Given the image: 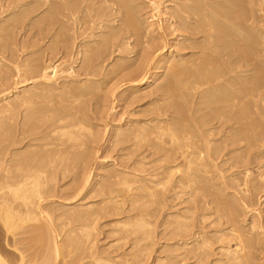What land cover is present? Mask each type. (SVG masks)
Returning <instances> with one entry per match:
<instances>
[{
  "label": "rangeland",
  "instance_id": "rangeland-1",
  "mask_svg": "<svg viewBox=\"0 0 264 264\" xmlns=\"http://www.w3.org/2000/svg\"><path fill=\"white\" fill-rule=\"evenodd\" d=\"M12 1L14 2V4H17L18 6L20 5L18 8H14V10L16 11L20 9H24V8L26 9L27 7H33V6L35 7L38 6V7L30 15L27 16L26 20L22 24H20V26L18 25V26L13 27V29L12 28L7 29L6 27L9 22L8 23L6 22L10 20L13 14V9L8 8L7 5L9 3L11 4ZM30 1L32 0H18V1L17 0H0V26H2L0 28V106L4 108L5 105H7V103L8 104L11 103L9 106L13 107L14 109L18 108L16 109L18 112V116L16 117V119L20 122L19 123L20 125H21L20 120L25 114H28L29 116L31 115L32 117L28 116L29 122L31 123L30 126L33 125L32 122H34V125L36 126L33 125L35 128V129L33 128L34 130L28 127L30 129V135L28 139L30 138L29 140H33L35 136L38 137L41 135L42 137L43 134H46L42 137L43 139L42 141L45 144L49 143L50 145L49 146L47 145L48 147L47 146L42 147L44 143L41 141V139H39L41 142L39 140L37 141V139L33 140V142L37 144V145L32 146L34 148L27 147V146L22 147L23 144L21 146L11 145L9 143L11 142L10 134L11 135L13 134V131L15 130L14 127L17 126L16 120L14 121L11 119V116H12V113H11L12 108H11L8 112H3V114L0 113V151H1L0 160L7 161L5 163L7 165L3 164L2 168H4V166L5 167L8 166L6 167L8 171H12L13 167H11L12 166L11 161L9 162V160H11L10 158L13 157L12 152L13 154H15L20 149L18 153H16V154H20L19 152L23 153L26 150L28 151V148H29V150L31 149L35 151V154H37L36 160L34 161L33 164H37L41 166L42 168H46V172L44 176L46 179L45 190L47 193H45L44 196L48 197L47 198L48 202L47 201L46 202L48 206H50L49 207L51 209L50 212L52 213L51 217H53L55 224L58 225V227H60L61 225L63 226L61 228V231L59 230L60 235H58V239H59L58 242H60L62 246L60 245L61 252L57 258L58 260L56 259L57 264H72L74 260H75L74 262L77 261L78 264H82L84 262L90 261V258H92L93 256L94 258L98 257V259L102 260L104 263H108L106 261H109L110 264H120V263L123 264L124 262H126V260L127 262L124 264H135V263L138 264L137 260L140 261V262L138 261L140 264H162V263L169 264L170 262L172 264H189L188 261L185 262V260L181 259L182 256H180L181 258L179 256L178 257L176 256L180 253H183V250L177 248V246L176 247L173 246L174 240L170 237V232L173 229H175V225H176L175 220H174L175 215L177 213H181V211L183 212V209H185L186 207L185 205L188 206V204L185 202H184L185 204L183 203L179 204L180 200L181 199L186 200L188 197L199 199L202 196V193H204L203 195L207 197L205 200H208L209 198H210L209 200L213 199L212 204L209 205L210 207L207 206L206 207L207 210H204V211L208 213L210 209H211L210 212L218 209V211L220 210L219 211L220 213L218 214L224 215V213H226L225 212L226 210H224L222 207L223 202L221 199L224 198L227 194L232 193L234 189L239 191L241 187L244 188L241 182L245 178V177L243 178L245 174L244 173L242 174V172L243 170L245 172L246 169H248L249 171V173L246 172L249 174L246 177L247 179L248 178L252 179L250 181H252L251 183H253L252 184L253 186L255 185L254 188L256 189V193L258 194L257 190L261 192L258 194L259 200H257L258 203L255 204L256 206L254 207L249 206L248 209L247 208L244 209L245 211L243 213H242L243 211V208H242V211H240L242 215L240 219L244 218L247 224V223H250L251 220H253V218L257 219L256 216L258 215L261 216V218H262V215L264 216V142H263L264 140L261 141L262 137L264 138V135H263L264 134V118H263L264 116H260V114H256V113L250 114L248 116V120L249 119L250 120L249 121L247 120L249 122L247 124V127L237 125L236 130H235L236 132L240 130L239 132H241L242 135L249 136V139H250L249 142H251L254 145H252L251 143L245 142L244 140H242L243 142L238 143V145L236 146V149L238 152L235 151L236 155L234 152L233 156L234 155L235 156L232 157V159L234 160L232 159H230V161L228 160L229 161V162L227 161L228 164H225V162L224 164L223 162H220L216 168H213V171L215 170L213 175L211 174L210 176H207V177L203 176L202 177L203 179L201 178V180L200 179L198 180L199 182L197 181L199 185L196 183L194 184V186L196 187L194 186L193 188L191 187L192 189L201 187L202 188V189L200 188L201 190L195 189L194 190L195 192H194L191 188L190 189L185 188V190L184 188L183 189L176 188V189H173V191L171 192L169 191L171 188L169 183L165 184V186L167 187L169 186V187L168 189H166L167 187H164V189H166V191L163 190L164 193H162L163 191H161V188L159 187H158L159 189L156 188V191L160 190L158 192L160 195L161 193L163 194L161 195L162 197L159 195L160 198L157 196L160 200V203L156 197H153L150 199L146 191H142V190L140 191L136 189V187L141 184L140 183L142 181L141 179L144 178L142 183H145L144 181H146V184H147L149 180H156L157 178L159 180L162 179L164 177V174L166 173L165 169H163L166 162L164 164V159L161 156L162 153L154 152L155 149L154 148L152 149V147L154 146L153 140L151 141V139L150 140L148 139L145 142H142V144H140L137 149L135 147L132 148V145L134 144L132 141H127L126 143L125 142L119 143V145H117L118 143L113 142V140L114 141L116 140V137L115 139L112 138L114 133L116 134V132L118 133L121 130L134 126L135 122L136 123L140 122V124L141 122H143L144 124H147L146 122H148L147 120H149L151 124L154 122L153 123L154 125L155 123H159L163 120L162 121L163 123L161 122L163 126L164 123L166 125V120H167L169 125L172 124L171 127L173 125H176V123L187 125V121L179 119L177 114H175L174 112L175 110L176 111L178 110V106H180L182 108V111H184V107H182L183 106L182 102H184L183 96L185 93V89L183 86L185 84V80L188 76L189 71H191L194 68V65L199 61V60L196 61V59H198V56L200 55V53L197 49L195 48L192 49V47L183 48V44H185L186 42H188L186 43L187 45L200 43L202 41L201 40L203 36L202 34L200 33H198L200 35L193 34L196 37L194 36L191 37L192 36L191 35L189 36L191 37L190 38L191 40L186 41V42L179 41V43H177L173 47L174 50L172 54L167 56V58L169 57L168 59L170 61V60H174L173 59V55H174V57L176 56L175 60H178L179 62L177 64L175 63V66L173 64L172 67H171V63L162 64V67L158 70L159 72L156 75L155 80L149 86H144L139 90L133 91L132 93L131 92L127 93L125 92V89H127L126 87H128L129 84L126 83V80H129L130 78L129 81H132L136 79L134 77H137V74L139 71V64L141 62L140 58L142 60V54H143L142 52L143 49L141 47H143L144 44L142 45V42L145 43L147 41V38L149 37L147 34H143L141 35V37L140 35L138 36L133 35V36H129L128 38H126L127 40L124 39L122 42H128L130 46L122 50L125 52L123 53V52H120L119 50L117 51L115 47L110 46V43H108L107 44L108 46L106 45V47L103 46L105 45V42L110 38V36H108L107 34L104 37H106V39L107 37L109 38L104 42L102 41V39L98 38L97 34H99L100 30H103V29L98 30L99 32L97 34L92 35L91 37L89 36L92 32L91 31L92 23L90 19L92 18V15H94V12L95 11L98 12V9H100L98 13L99 15L101 14V18L103 17L104 19L103 15L105 14V11L106 13H108L112 8H114L112 3L109 5V2H108L105 5V3L98 2L96 0H88V2L87 0H41V1L38 0V2H35V3L31 2L32 3L31 4L29 3ZM151 1H154V0H136V1L134 0L133 2L135 7H137L136 9L138 10V12L136 9H135L136 11L135 10L132 11V17L135 15L133 18L135 20L137 19L138 22L139 20L140 22H142L140 24H141V27L143 26L144 30L146 29L145 26H148L149 24H153L154 26H156V24L159 23L161 19L163 23H165L166 19H169V21L171 20L173 21L174 19L176 20V18L173 15H175L176 12H178V11H174L175 9H177V6H175V4L172 1L168 0L166 2H163V0H160V1L155 0V2L157 1V3L160 2L159 9H153L151 6L152 5ZM11 6H13V4H11ZM68 8H70V10ZM73 14L75 15L74 17H73ZM153 15L155 16L153 17ZM157 16L159 20L157 19ZM144 23L145 25H143ZM115 24L116 25L120 24V21L117 20ZM109 30L110 29L105 28L103 31L109 32ZM172 36H169L170 40ZM195 38H198V39L200 38V39L197 40ZM53 43L54 45L52 46ZM81 45L83 46V48ZM88 45H93V46L95 45V47L99 46L98 48L99 50L97 52L96 58L93 60V63L86 62V58L84 57L85 56V53H83L85 49L84 47ZM102 46L104 48H102ZM126 51H128L129 54H127ZM84 62L86 64H84ZM34 66L37 72L42 71L48 77L51 78L50 84L53 86V88H57V87L58 88L57 90L55 89L56 92L54 90L53 92L54 95L52 93L51 96L48 97L50 100H52L51 102L49 101L47 97H45V99L44 98H36V99L33 98L32 102L30 103V107L29 105H27V107L30 108V112H29V109L26 108L25 106H23L19 110V107L21 106H19V104L15 101L18 99H21V97L26 98L27 93L25 92H28V97H29L30 96L29 94L35 91V89L31 87V86H34L35 83L34 81L29 80V81H26V82L24 81L22 83H18L17 85H14L13 82L23 81V77H24L22 76L23 71L24 70L28 71L29 69L31 70ZM90 70L93 71L92 74L90 73L88 74V71ZM131 77L133 78L131 79ZM35 82L36 83L40 82V79H38V81L35 80ZM80 83L82 85H80ZM95 87H97L98 90L97 88L94 89ZM27 88H30V89H27ZM154 88L159 90V91H156L157 92L155 93L156 95L147 94L149 99L145 97L146 96L145 94L149 93L150 90L152 89H153L152 91H154ZM36 91L38 92V90ZM180 92L181 93L183 92L182 94L183 96H180L181 95ZM124 93H125V97H124ZM157 94L160 96H158ZM16 95L17 96L20 95L18 96V99ZM142 96L144 97L142 98ZM149 96L150 97L153 96L151 98L153 101L150 99ZM46 98L48 99V101ZM134 98L135 99L138 98V101L137 99L134 100ZM140 98L142 99L140 100ZM34 99H35V102H34ZM73 99H76V102ZM112 99L114 102V106L112 105L113 104ZM180 100H182V102ZM255 100L257 101V105L261 104L264 106L263 104L264 101H260L259 99H255ZM47 102H50L49 105ZM32 104H33V107H31ZM170 104L172 108L170 107ZM175 104H178V105L176 106ZM41 106L42 107L45 106L46 108H42ZM162 107H163V110H165L166 112L162 110ZM25 108L28 109V113L23 111V110H26ZM35 108L37 111H35ZM43 109H45V111ZM172 110H173V114H171ZM33 111H35V113ZM39 111H42V112H39ZM37 112H39L38 115H37ZM157 115H160L158 116L160 117V119L157 118ZM64 117H65V120L61 121L58 124V127H61V126L63 127L71 123L72 124L76 123L77 121H82L84 122L83 123L84 125L86 123V125L90 126L91 130L93 128L94 132L93 130L92 132L94 134L97 133L95 134V138L96 137L98 138V135L101 136L100 138L96 139V140H99L98 142L100 143L98 144L90 143L88 139H86L87 134L84 130L78 131L77 129L75 130L76 131L75 132L73 129L71 130L72 134L74 135L83 134V135L80 136V138L74 143V144L76 143L78 144L74 145L73 148H68L67 146L73 142L72 140H69V142L66 141L68 139V136H67L68 134L66 136L62 132H56L52 134L50 132L52 129L48 128L46 130L44 126L46 125V127H48L53 122V120H56L57 118L64 119ZM34 118L36 121L34 120ZM162 118H164L165 120ZM175 118L176 120H180V121H176ZM38 120H40L41 122H39ZM183 121L185 122L183 123ZM150 123L149 125H151ZM20 125L16 127V129L17 128L20 129ZM239 127L240 128L242 127V128L240 129ZM37 128H38V131H37ZM237 128H239V130H237ZM116 129L118 131H116ZM108 138L110 140H108ZM257 139H259L260 141L259 140L257 141ZM64 141L65 143L67 142L66 145L62 144L61 146L60 144L59 146V143H64ZM83 141H84V145L82 149L80 144L83 143ZM33 142L31 141L30 143H32L33 145L34 144ZM260 142L262 143V146ZM248 144H250L251 146L250 148ZM77 145L78 147L79 146L80 147L79 148L75 147ZM147 145L149 149L147 148ZM91 146H92V149H91ZM16 147H20V148L16 150L15 149ZM57 147L60 149H58ZM22 148L26 150L23 151ZM133 149H136V151L135 150L133 151ZM47 152H49L48 156H46ZM64 152L65 154H63ZM128 152L130 153L128 154ZM55 153H57V156H56L57 158L53 157L55 156ZM85 154H89V156L91 154L92 158L91 157L90 158L92 160L90 158L89 160H90L91 166L93 167H91L92 171H91V176H89L90 178L88 182V188L83 192L82 195L76 196V192H74V187L76 186L75 184H77L78 180H80L83 177L81 175L82 173L79 174L80 173L79 171H82L80 168L81 167L80 159L84 157ZM247 155L251 163L249 161L241 162V160H239L242 157L247 156ZM52 157H53L52 160H54L52 162L53 164H48V161H50ZM251 157L252 159L250 160ZM47 159L49 160L47 161ZM137 161L140 163V165L136 164ZM234 164H238V165L235 166ZM239 164L241 165L239 166ZM246 164H248V167ZM245 166L246 168H244ZM64 167H67V168L65 169ZM239 167L240 168L242 167L241 170ZM2 168L0 169L1 170L0 175L2 173ZM55 168L57 171H55ZM60 170L62 171L65 170V171L62 172ZM221 170H223V172ZM239 171L240 172L242 171V172L239 173ZM60 172L64 174L62 175ZM116 172H118L119 174ZM123 172L125 174H122ZM115 174L117 176H114ZM126 174L130 176H126ZM124 175H125V178L127 177L128 178L124 179ZM210 177L212 178V180H210L211 179ZM221 178L224 180H222ZM124 180H126L129 184L126 183V181ZM131 180L133 182H131ZM220 182L221 183L224 182L227 184V189H225L227 192L226 191L223 192L221 191V189H217V187H212L213 184L215 185L221 184ZM124 183L127 185H130V184L132 185V186L130 185V187L132 188L131 192H128L126 190V185ZM149 183H148V186H151L152 184L151 183L149 184ZM229 183L231 186H229ZM236 183L240 184L241 187H238V186L236 187L237 185ZM209 185L211 186L212 189L210 188ZM233 187H234L233 190H229V189H232ZM212 190H214V192L216 193H214ZM216 190H219L220 193L219 191L217 192ZM183 191L184 193L182 194ZM185 191L186 192L191 191V193L185 194ZM209 191L211 192L209 193ZM109 193H110V196H108L107 198V195ZM173 193L174 194L177 193L180 200L178 198L175 199V197L177 196H175ZM129 194H131L132 197H129L131 196ZM257 194H255L256 198L258 196ZM136 195H138L137 199H136ZM144 195L145 196L147 195V197H145ZM218 197H219V200H218ZM104 198L105 199L107 198L108 200L105 201ZM130 200L132 201L130 202ZM137 200L139 203L135 202V203H138L135 205L133 201H137ZM162 202L165 204H163ZM213 205L216 207H213ZM141 207H143V209ZM250 208L252 210H250ZM221 211H223V213H221ZM83 213L87 217L90 215L91 216L90 218H92V220L94 219L93 227L86 229L88 232H90V236L88 240L86 241L83 240L82 238L86 230L85 229L82 230V229L74 227L75 225L79 226V225H82V223L83 224L87 223V222L85 223L80 220H76L77 215L80 216ZM138 213L149 214L147 217L144 216L145 217L144 219L148 222L150 221L151 226H142L141 224H139L136 220L137 218L135 217ZM150 214H152V216ZM216 216L217 215L215 216L213 215V217H211L210 220L216 219L217 218ZM259 216L258 218H260ZM172 221H174L173 222L174 225L172 224ZM263 221H264V218H263ZM262 226L264 227V223L262 224ZM26 229L27 228H24L23 230L25 231ZM213 229L214 227L212 225L211 227H208L205 230L211 231ZM133 230L134 232H131ZM17 231L19 232L18 234H16L17 238H15V236L13 237L10 233L6 235L7 238H4L5 234L0 228V243H1L0 248L2 245L5 246L4 249H7L9 251L7 252V254L9 253L8 255L17 254L22 251L21 253L26 257L25 259L27 260H30L32 255H35L34 256L35 258L36 256L37 257L40 256L39 257L40 260L39 261L36 260V263L38 262L39 264H41L44 261L43 258H44V255H46L45 252L47 251L48 253L47 261L48 262L46 264H50V263L55 264L56 260L54 258V253L51 248L47 235H45L46 236V242H45V236L43 238L42 234H41L42 237L39 236L40 232L37 233V231H41V230L35 229L34 232H32L33 230H31L28 234L21 233L22 232L21 229L20 230L17 229ZM45 231L47 234L48 229H46ZM148 231L150 235L149 233H147ZM131 233L133 234L131 235ZM210 234L214 236L213 232L209 233V235ZM24 236H28V238L27 240L23 241L22 237ZM11 237H13L14 241L12 240ZM262 237H264L263 234H262ZM14 238L16 240L17 239L19 240L16 241ZM261 241H260L261 244H259L258 246L259 248L254 250L256 253L253 251L254 255L250 254L251 264H264V257H263L264 256V250H263L264 240H261ZM213 243L215 244L214 241ZM213 243H212V248H216L218 244L214 245ZM7 244L10 245V247L9 246L7 247ZM13 244L16 245L17 247V251L16 249L14 250L16 253H14L13 251L14 249L12 248ZM88 245H90L91 248L89 249L86 248ZM3 246L1 248L2 250H3ZM177 251H179L180 253L173 254L174 252H177ZM5 253L0 252V254L2 255L1 257L7 260L9 256L8 255L6 256ZM89 254L92 257H89ZM82 258L84 259L82 260ZM173 259H174V262H172ZM40 261L42 262L40 263ZM182 261H184V263Z\"/></svg>",
  "mask_w": 264,
  "mask_h": 264
},
{
  "label": "bare ground",
  "instance_id": "bare-ground-1",
  "mask_svg": "<svg viewBox=\"0 0 264 264\" xmlns=\"http://www.w3.org/2000/svg\"><path fill=\"white\" fill-rule=\"evenodd\" d=\"M96 1L105 3V5H106V3L109 2V5L112 3L114 6V8H112V6H111L112 9L109 12L107 11L108 13H106V11H105V14L103 15L104 19H103V17L101 18V14L99 15V13H98L100 9H98V12L95 11L94 15H92V18L90 19L91 23H92V28H91L92 32H91V34L88 33V34H90L89 35L90 37L92 35L97 34L99 32L98 30H100V29H103V30L105 28L110 29L109 32H107L108 30L106 32L103 30H100L99 34H97L98 38L102 39L103 42L109 38V37H107V39H106V37H104L106 34L108 36H110V38L105 42V45H103L104 47H106V45L108 43H110V46L115 47L117 49V51L119 50L120 52L125 53L122 50L128 48V46H130V45L128 42H122L124 39L128 38L129 36H133V35H137V36L140 35V37H141V35L147 34L149 36L145 43L142 42V45L144 44L143 47H141L143 49L142 60L140 58L141 62H140V64L138 63L139 64V71H138L137 77L133 76L136 79L129 81L130 78L128 77L129 80H126V83L129 84V86L126 87L127 89H125V92H127V93H129V92L132 93L133 91L139 90L144 86H149L155 80V77L159 72L158 70L162 67V64L171 63V67L173 66V64L175 66V63L177 64L179 62L178 60H175L176 56L174 57V55H173L174 60H170V61L168 59L169 57L167 58V56L172 54V52L174 50L173 47L177 43H179V41H185V42L189 41V40H191L190 39L191 37H193V36L196 37L193 34L200 33L203 35L201 38L202 41L200 43L194 42L195 44H192L193 43L192 42L191 43L192 45H187L186 43H188V42H186L185 44H183V48L184 47H190V48L192 47V49L195 48L200 53V55L198 56V59H196V61H198V60L199 61L194 65V68L191 71H189L188 76L186 78V80L188 79L187 82L185 80V84L183 83L184 84L183 87L185 89L184 96L182 95L183 92L182 93L180 92V94H181L180 96H183V98H184L183 99L184 102H182V100H180L183 103L182 107H184V111H182V108L180 106H178L177 111L173 108L175 110L174 113L177 114L179 119L187 121V125H183L181 123L180 124L176 123V125H173L171 127L172 124L169 125L167 120H166V125L164 123L163 126L161 124V122L163 120L161 122H159L160 121L159 120L158 121L159 123H155L154 125H153L154 122L151 124L149 122V120H147V121L151 125H149V123L146 121H144V122H146L147 124H144L143 122H141V124H140V122L137 121L138 123L135 122L134 126L127 128V129H124V130H121L118 133L116 132V134L114 133V135L112 134L113 135L112 138L115 139V137H116V140L115 141L113 140V142L118 143L117 145H119V143H123V142L126 143L127 141H132L134 143L132 145V148L135 147L136 149L139 147L140 144H142V142H145L148 139L149 140L151 139V141L153 140L154 146L152 147V149L153 148L155 149L154 152H161L162 153L161 156L164 159V164L166 162V164L163 168V169H165L166 173L165 174L163 173L164 177L160 180L158 178H157L158 180L157 179L156 180H149V182L152 184L151 186H148V183H149L148 181H147L148 182L147 184H146V181H144L145 183H142L144 178L141 179L142 180L140 182L141 184L139 183L140 185L137 186L136 189L140 190V191L141 190L146 191L150 199L153 197H156L160 203V200H159L160 194L158 193L160 190L156 191V188L157 189L161 188V191H163V190L166 191V189H168V187H169V186L168 187L165 186V184H167V183H169V185L171 187L169 190L171 192L173 191V189H176V188H179V189L184 188V190H185V188H187V189H190L191 187L193 188L194 184H196L199 179L201 180V178L203 176L207 177V176H210L211 174L213 175V173L215 171V170L213 171V168H216L220 162H223V164H224V162H225V164H228L227 161L228 160L230 161V159H232V157H234L236 155V152H238L236 149V146L238 145V143L243 142L242 140H244L245 142L251 143V142H249V140H250L249 136L242 135V133L239 132L240 127L237 128V130H239L238 132H236L235 130H236L237 125L247 127V124L249 123L248 121L250 120V119L248 120V116L252 113H256V114H260V116H264V106L261 104L257 105V101L255 100V99H259L260 101H264V0H169V1H172L175 4V6H177L178 10L175 9L174 11H178V12H176V14L173 15L176 18V20L174 19L173 21L172 20L169 21V19H166L165 23H163L162 19H161L160 20L161 23H160V21L157 24L154 23V24H156V26H154L153 24H149V25L147 24L148 26H145L146 27L145 30L143 29V26L141 27L140 23H142V22H140V20L138 22L137 19L135 20L133 18L135 15L132 17V11H134L137 8V7H135V5L133 3L134 0H96ZM166 1H168V0H163V2H166ZM12 2H11V4H13V6H11L10 3L7 5L8 8L13 9L12 17L10 18V20H8L6 22V23L9 22L7 27H6L7 29L8 28L13 29V27L18 26V25L20 26V24H22L26 20L27 16L30 15L38 7V6L37 7L33 6V7H27L26 9L25 8L24 9L19 8L20 10L16 11V10H14V8H18L20 5L18 6L17 4H14V2L13 3ZM31 2L35 3V2H38V0H32L29 3H31ZM87 2H88V0H87ZM151 4H152L151 6L153 9H159V7H160L159 6L160 2L157 3V1L155 2V0L151 1ZM65 5H67V4H65ZM68 9L70 10V8H68ZM73 12H75V11H73ZM137 12H138V10H137ZM74 16L75 15L73 14V17ZM154 16L155 15H153V17ZM157 19L159 20L158 16H157ZM117 20L120 21V24H118V25L115 24V22H117ZM143 25H145V23ZM5 26H6V24H5ZM1 27L2 26H0V28ZM175 32H177V33H175ZM180 32H182V33H180ZM200 34H198V35H200ZM99 35H100V37H99ZM172 35H174V36H172ZM169 36H172V38L170 37L171 40L169 39ZM189 36H191V37H189ZM143 38H144V36H143ZM195 39L199 40L200 38L199 39L195 38ZM53 45H54V43L52 44V46ZM138 45H139V43H138ZM103 46H102V48H104ZM51 48H53V47H51ZM82 48H83V46H82ZM84 48L85 49H84L83 53H85L84 57L86 58V62L93 63V60L96 58L97 52L99 50L98 49L99 46L95 47V45L94 46L88 45V46H85ZM126 52H127V54H129L128 51H126ZM182 56H184V55H182ZM84 64H86V63L84 62ZM88 65H89V63H88ZM137 68H138V66H137ZM24 71H23V75H22V76H24L23 81H15V82H13L14 85H17L18 83H22L24 81L26 82V81L32 80V81H34L35 84H34V86H31V87H33L35 89V91H33L32 93L29 92L30 93L29 97H28V92H25V93H27L26 98L21 97V99H18V96H20V95H18V96L16 95L18 100H16L15 102H17L19 104V106H21V107H19V110H20V108L25 106L26 108L29 109V112H30L29 107H30V103L32 102L33 98H35V99L36 98H44L45 99V97L48 98L49 96H51V94L54 92L55 89L57 90L58 87L53 88V86L50 84L51 78L48 77L44 72L41 71L42 72L41 73L39 71V69H38L39 72H37L35 66L31 70L29 69L28 71H26V70H24ZM89 73L92 74L93 71L90 70V71H88V74ZM133 74H135V73H133ZM133 77H131V79ZM38 79H40V82L36 83L35 80L38 81ZM80 85H82V84L80 83ZM96 88L97 87H95L94 89H96ZM27 89H30V88H27ZM88 89H89V87H88ZM36 90H38V92ZM56 90H55V92H56ZM97 90H98V88H97ZM152 90H150L149 93L145 92L146 96L143 93L142 94L148 98L147 94L153 95V94L157 93L156 91H159L155 88H154V91H152ZM178 91H180V90H178ZM160 94H161V92H160ZM53 95H54V93H53ZM144 96H142V98ZM158 96H160V95H158ZM180 96H178V97H180ZM124 97H125V93H124ZM152 97H150V99ZM142 98H140V100ZM35 99H34V102H35ZM48 99H47V101H48ZM136 99L138 101V98H136ZM136 99L134 98V100H136ZM180 99H182V98H180ZM73 100L76 102V99H73ZM49 101L51 102L52 100L49 99ZM50 102H47L48 105ZM112 102H113V99H112ZM261 103H263V102H261ZM10 104L7 103V105H5L4 108L0 106L1 107L0 113L3 114V112H8L12 108L11 119L14 121L16 120V125H17L16 127H18L20 125L19 124L20 122L16 119V117L18 116V112L16 109H18V108L14 109L13 107L9 106ZM43 104H42V106H43ZM27 105H29V107H27ZM112 105L114 106V102ZM175 105L177 106L178 104H175ZM31 107H33V104ZM170 107H171V104H170ZM42 108H46V107L44 106ZM28 109L23 110V111L28 113ZM37 109H39V108H37ZM43 110L45 111V109H43ZM162 110H163V107H162ZM35 111H37L36 108H35ZM35 111H33V112L35 113ZM163 111H165V110H163ZM39 112H42V111H39ZM39 112H37V115L39 114ZM31 114H32V112H31ZM171 114H173V110H172ZM28 116H29L28 114H25L22 117V119L20 120L21 121L20 129L19 128L16 129V127H14L15 130L14 131L12 130L13 134L12 135L10 134L11 142H9L11 145H13V146L20 145L21 146L23 144L22 147H24V146L32 147L34 145H37L33 142L34 139L35 140L37 139V141L39 139H41V141H42L43 140L42 137L44 135H46V134H43L41 137V135L39 134L40 136H38V137L35 136V138L33 140H29L30 138L28 139V137L30 135V129H33L34 126H36V125H34V122H32V121L31 122L34 126L33 125H32L33 127L30 126L31 123L29 122L28 118L31 115L29 117ZM34 116H35V114H34ZM158 116H160V115H157V118L160 119V117H158ZM162 119H164V118H162ZM32 120H33V118H32ZM34 120H35V118H34ZM40 120H38V121L41 122ZM63 120H65V117H64V119L57 118L56 120H53V122L48 127H46V125H44V126H45L46 130L48 128L49 129L51 128L52 130L50 132L52 134L56 133V132H62L63 134H65V136L68 134L67 135L68 139L66 141L67 142H69V140L73 141L72 143H70V145L67 146L68 148H73L74 145L78 144V143H76V144H74V143L80 138V136L83 135V134L77 135L75 133L76 132L75 130H77V129H78V131L84 130L86 132V134H87L86 139H88V141L90 143H92V144L93 143L94 144L100 143V142H98L99 140H96V139L100 138L101 136L98 135V138L97 137L95 138V134H97V133L94 134L93 128H92V130H93V132H92V130L90 129V126L86 125V123L84 125L83 124L84 122L77 121L76 123H73V124L71 123L67 126L58 127V124ZM175 120H176V118H175ZM51 121H52V119H51ZM176 121H180V120H176ZM45 122H47V121H45ZM184 122L185 121H183V123ZM142 123H143V125H142ZM89 125H91V124H89ZM249 127H250V125H249ZM11 128H10V130H11ZM38 128H37V131H38ZM45 129H43V130H45ZM73 129H74V131H75L74 133L76 135L71 133V130H73ZM116 131H118V130L116 129ZM61 136H62V134H61ZM110 136H111V134H110ZM259 138H260V136H259ZM45 140H46V138H45ZM108 140H110V139L108 138ZM258 140L259 139H257V141ZM263 140H264V138L262 137L261 141H263ZM31 141L34 143L33 145H32V143H30ZM37 141H35V142H37ZM66 143H65V141H64V143H59V146H60V144H61V146H62V144L66 145ZM148 143H150V142H148ZM47 145L49 146L50 144L44 143L42 145V147H46ZM80 145H81V148L83 149L84 141ZM252 145H254V144H252ZM120 146H121V144H120ZM248 146H249V148L251 147L250 144H248ZM261 146H262V143H261ZM35 147H37V146H35ZM75 147H78V145ZM85 147H87V146H85ZM94 147H95V145H94ZM18 148H20V147H16L15 149L17 150ZM32 148H34V147H32ZM147 148H148V145H147ZM58 149H60V148H58ZM91 149H92V146H91ZM136 149H133V151L134 150L136 151ZM24 150H26V149H23V151ZM18 151L16 153H18ZM70 152H72V151H70ZM234 152H235V155L233 156ZM16 153L13 154V152H12L13 157L10 158L11 160H9V162L11 161V165H12L11 167H13L12 171H8V169L6 168L8 166H6V167L4 166V168H2L3 164H5L7 161L6 160L5 161L0 160V169L2 168V173L0 175V228L2 229L3 233L5 234L4 238H7L6 235L9 233L13 237L15 236V238H17L16 234L19 233L17 231V229H19V230L21 229L22 232L21 231L20 232L23 234H26V233L28 234L31 230H33L32 232H34L35 229L41 230V231H37V233L40 232L39 236H41V234H42L43 238L45 235L48 236L51 248H52L53 253H54V258L56 260L59 256L60 252H61L60 251L61 243L58 242V240H59L58 235H60L59 230L61 231V228L63 226L61 225L60 227H58V225L55 224L53 217H51L52 213L50 212L51 211V209L49 208L50 206H48V204H47V202H48L47 198L48 197L44 196L45 193H47L45 190L46 179L44 176L45 172H46V168H42L41 166H39L37 164H33L34 161L36 160V155H37V154H35V151H33L31 149L29 150V148H28V151L26 150L23 153L19 152L20 154H16ZM89 153H90V151H89ZM129 153L130 152H128V154ZM48 154H49V152L46 153V156H48ZM63 154H65V152ZM63 154H61V155H63ZM44 155H42V156H44ZM50 155H51V153H50ZM56 156H57V153H55V156H53V157H56ZM53 157L51 158L50 161H48L49 159H47L48 164H53L52 163L54 161V160H52ZM58 157H60V156H58ZM90 157L92 158L91 154H90V156H89V154H85L84 157H82L80 159V166H81L80 168L82 171H79L80 172L79 174L82 173L81 175L83 177L80 180H78L77 184H75L76 186L74 185L75 186L74 192H76V196L82 195L83 192L88 188V182H89V178H90L89 176H91V171H92L91 167H93V166H91V163L89 160ZM237 158H238V156H237ZM251 159H252V157L250 158V160ZM232 160H234V159H232ZM239 160H241V162H246V161H249V157L247 155V156L242 157ZM137 162H136V164L140 165V163L139 162L137 163ZM235 162H237V161H235ZM252 162H254V161H252ZM230 164H231V162H230ZM5 165H7V164H5ZM234 165L236 166L238 164H234ZM240 165L241 164H239V166ZM246 165L248 167V164H246ZM11 167H9V168H11ZM161 167H163V166H161ZM64 168L66 169L67 167H64ZM237 168H238V166H237ZM241 168H240V170H241ZM244 168H246V166ZM258 169H259V167H258ZM55 171H57L56 168H55ZM60 171H62V170H60ZM64 171L65 170H63L62 172H64ZM221 171L223 172V170H221ZM241 172L239 171V173H241ZM246 172L249 173L248 169H246L245 172H244V170L242 172V174L243 173L245 174V176H243V178L244 177L245 178L241 182L243 184L242 186H244V188H242L240 186V184L236 183L237 184V185L235 184L236 187L237 186L241 187L239 191L234 189V187H233L232 189H229V190L234 189V191H232V193L227 194L225 197L222 195L224 197L221 199L223 202L222 207L224 210H226L225 211L226 213H224V215L221 214L222 216L220 214H218V213H220L219 212L220 210L218 211V209L215 211H212V212H210L211 211V209H210V211L208 210L209 211L208 213L206 211H204V210H207L206 207L207 206L210 207L209 205H211L213 202L212 201L213 199L209 200L210 198L208 200H205L207 197H205V195H203L204 193H202L201 197L199 196L200 197L199 199H194V198L188 197V196H190V195H188L187 196L188 198L186 200H182V199L180 200L177 193H175V194L173 193L175 196H177V197L174 196L175 199L178 198L180 200L179 204H181V203H183V204L187 203L188 204V206L185 205L186 207H185V209H183V212L180 209L181 213H177L174 217L176 225H175V229H173L170 232V237L174 240L173 246H175V247L177 246V248L182 249L183 253H180L179 251H177V252H174L173 254L180 253L176 256L177 257L182 256V258L181 257L180 258L182 260H185V262L188 261L189 264H251L250 254H253L255 252L254 250L259 248L258 246H259V244H261L260 241L264 240V237H262V234L264 235V233H263L264 227L262 226V224L264 223V221H263L264 216L262 215V218H261V216L258 215L260 218H258V216H256L257 219L253 218V220H251V222L247 223V224H246V220L244 218L240 219V217L242 216L241 212H240V211H242V208H243V211H242V213H243L245 211L244 209H246V208L248 209L249 206L250 207L256 206L255 204L258 203L257 200H259L258 194L261 192V191L259 192L257 190L258 194L256 193V189L254 188L255 185L254 186L252 185L253 183H251L252 181H250L252 179H249V178L247 179L246 176L249 174ZM116 173H118V172H116ZM122 174H125V173L123 172ZM114 176H117V175L115 174ZM126 176H130V175L126 174ZM127 178H125V175H124V179H127ZM134 178H136V177H134ZM210 180H212V178ZM222 180H224V179H222ZM48 181H50V180H48ZM124 181H126V180H124ZM131 182H133V181L131 180ZM134 182H135V180H134ZM126 183H128V182L126 181ZM222 183H224V182H222ZM222 183L216 184V185L213 184L212 187H217V189H221V191L224 192V191H226L225 189H227V184L226 183L222 184ZM211 184H212V182H211ZM125 185H126V190L128 192H131L132 191V188L130 187L131 184L130 185L125 184ZM229 186H231L230 183H229ZM164 187H167V188L164 189ZM194 187H196V186H194ZM123 188H124V186H123ZM200 188H195V189H200ZM210 188H211V186H210ZM229 188H231V187H229ZM195 189H192V190L194 191ZM214 189H216V188H214ZM44 190H45V192H44ZM140 191H138V192H140ZM212 191L214 192V190H212ZM216 191L218 192L219 190H216ZM210 192L211 191H209V193ZM162 193H164V191ZM162 193H161V195H163ZM183 193H184V191L182 192V194ZM187 193H191V191H188V192L185 191V194H187ZM214 193H216V192H214ZM219 193H220V191H219ZM255 194L258 195L257 198H256ZM129 195H131V194H129ZM212 195H214V194H212ZM108 196H110V193L107 195V198H108ZM137 196L138 195H136V199H137ZM129 197H132V195ZM145 197H147V195ZM215 197H216V195H215ZM107 198L106 199L104 198L105 201L108 200ZM65 199H67V198H65ZM131 199H133V198H131ZM175 199H174V201H175ZM163 200H165V199H163ZM218 200H219V197H218ZM131 201L132 200H130V202ZM141 201H142V199H141ZM260 201H261V199H260ZM133 202L135 205L139 203L138 200L133 201ZM135 202H138V203H135ZM153 202H155V201H153ZM108 203H109V201H108ZM131 204H133V203H131ZM163 204H165V203H163ZM216 206H217V204H216ZM216 206L213 205V207H216ZM218 206H220V205H218ZM213 207H211V208H213ZM141 208L143 209V207H141ZM214 209H216V208H214ZM250 210H252V209L250 208ZM223 211H221V213H223ZM254 211H255V209H254ZM256 213H257V211H256ZM259 214H261V213H259ZM148 215L149 214H147V213L146 214L145 213L144 214L138 213L135 216L137 219L136 218L135 219L142 226H151L150 221L148 222L144 219ZM150 215L152 216V214H150ZM213 215L214 216L217 215L216 216L217 218L214 217L216 219L210 220V218L213 217ZM90 217H91L90 215L87 217L84 213L81 214L80 216L77 215L76 220H80V221H83L85 223L87 222V223L86 224L82 223V225H79V226L75 225L74 227L82 229V230H84V229L86 230L87 228L93 227V224H94L93 220L94 219L92 220V218H90ZM173 222L174 221H172V224H173ZM139 224H137V225H139ZM212 225L214 227L213 230H211V231L205 230L206 228L211 227ZM22 228L23 229L27 228V229L24 231ZM46 229H48L47 234L45 231ZM73 231H74V229H73ZM131 232H134V230ZM212 232H213L214 236H212V234L209 235V233H212ZM147 233H149V231ZM132 234L133 233H131V235ZM149 235H150V233H149ZM89 236H90V232H88L86 230V232H85V234H83L82 238H83V240L86 241V240H88ZM13 237H11L12 240H13ZM27 238H28V236H24V237H22V240L23 241L27 240ZM29 239H30V237H29ZM17 240H19V239H17ZM213 241L215 242V244L213 243ZM45 242H46V236H45ZM212 243L214 245L218 244L217 247L212 248ZM0 245H1V243H0ZM48 245H49V243H48ZM2 246H1V248H2ZM8 246L10 247V245L7 244V247ZM4 247L5 246H3V250L0 248V252H4V253L6 252L5 254L7 256L9 254V253L7 254V252H9V251L7 249H4ZM12 248H14L13 251L15 249L17 251L16 245L13 244ZM86 248L89 249L91 247H90V245H88ZM21 252H19L17 254H13V255H11V254L8 255L9 257L7 260L3 259L1 257L2 255L0 254V264H39L38 262L36 263V260L39 261L40 256H38V257L36 256V258H37L36 259L34 257L35 255H32L33 257L31 256L30 260H27V259H25L26 257ZM14 253H16V252L14 251ZM45 253H46V255L48 254L47 251ZM46 255H44V258H43L44 261L42 260L44 263L42 261H40V263L42 262L41 264H46L48 262L47 261L48 255H47V257H46ZM86 256H88V255H86ZM89 257H92V256L89 254ZM83 259L84 258H82V260ZM57 260L55 261V264H57L56 263ZM31 261H32V263H31ZM74 261L72 262V264H78L77 261L76 262H74ZM138 261L139 260H137V263L140 264L139 263L140 261L139 262ZM50 262H52V261H50ZM106 262L109 263V261H106ZM126 262H127V260H126ZM126 262H124V263H126ZM172 262H174V259ZM182 262L184 263V261H182ZM108 263H104L102 260H99L98 257L94 258V256H93L92 258H90V261L84 262L82 264H108ZM50 264H52V263H50Z\"/></svg>",
  "mask_w": 264,
  "mask_h": 264
}]
</instances>
